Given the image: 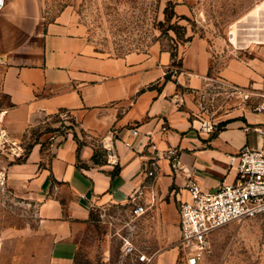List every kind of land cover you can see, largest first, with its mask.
Segmentation results:
<instances>
[{
	"label": "crops",
	"instance_id": "obj_1",
	"mask_svg": "<svg viewBox=\"0 0 264 264\" xmlns=\"http://www.w3.org/2000/svg\"><path fill=\"white\" fill-rule=\"evenodd\" d=\"M213 60L208 40L200 37L175 51L154 46L107 53L65 15L52 17L46 0H11L0 10V120L18 138L60 112L73 120L65 133H42L24 160L4 171L39 203L49 246L36 264H76L79 228L98 209L128 207L141 187H147L149 209L139 218L154 239L152 258L174 263L188 182L217 191L236 180L229 156L264 151L257 131L264 130V113L254 109L262 100L253 107L239 101L232 107L227 100L231 108L211 119L214 130H202L199 95L211 91L212 79L240 89L264 87V62L234 57L215 78ZM163 124L169 128L164 135ZM133 127L138 138L130 135ZM149 135L159 149L156 166ZM171 147L180 152L182 170L164 156ZM109 148L116 150L115 159Z\"/></svg>",
	"mask_w": 264,
	"mask_h": 264
},
{
	"label": "rangeland",
	"instance_id": "obj_2",
	"mask_svg": "<svg viewBox=\"0 0 264 264\" xmlns=\"http://www.w3.org/2000/svg\"><path fill=\"white\" fill-rule=\"evenodd\" d=\"M46 5L52 17L65 15L110 54L154 46L175 51L200 37L212 48L215 78L216 71L234 57L264 62V0H46ZM263 90L249 86L235 89L234 95L210 91L199 104L197 119L222 114L231 108L225 107L227 100L232 107L237 101L253 107L262 100L257 94ZM72 124L71 116L60 112L47 125L30 127L18 138L1 119L0 264H36L49 246L38 216L39 203L10 183L5 169L24 160L42 133H65ZM147 231L129 207L98 209L92 222L78 230L76 264H159L152 258L154 239ZM125 241L133 245V253L124 251ZM173 264H185L181 251ZM203 264H264V223L235 221L215 231Z\"/></svg>",
	"mask_w": 264,
	"mask_h": 264
},
{
	"label": "built area",
	"instance_id": "obj_3",
	"mask_svg": "<svg viewBox=\"0 0 264 264\" xmlns=\"http://www.w3.org/2000/svg\"><path fill=\"white\" fill-rule=\"evenodd\" d=\"M11 0H0V10ZM212 93L235 94L236 86H232L223 80L212 79ZM210 92V91H209ZM209 92H202L199 99L202 103ZM262 101L255 106V111L264 113V90L258 92ZM1 122V120H0ZM202 130H214L211 118L202 120ZM264 136V130H257ZM133 138H138L140 133L137 127L129 130ZM169 132L166 124H163L160 133ZM132 146L130 142H125ZM0 144L2 142L0 141ZM148 148L156 152L152 166L157 165L159 149L152 135L148 136ZM110 159H115L116 150L108 149ZM164 156L170 161L174 170H182L180 152L178 148L171 147L165 151ZM229 165L236 170V180L232 184L224 185L217 191L204 189L197 181L190 180L187 184L190 199L180 205V240L179 249L185 264H203L210 249V237L217 231L235 221L260 219L264 223V151L244 149L237 154L229 156ZM148 177L154 176V171L147 172ZM146 188L135 190L128 200L131 215L139 218L148 212L146 200ZM84 198V196H81ZM152 200H155L152 197ZM124 251L127 254L134 252L133 245L125 241Z\"/></svg>",
	"mask_w": 264,
	"mask_h": 264
},
{
	"label": "trees",
	"instance_id": "obj_4",
	"mask_svg": "<svg viewBox=\"0 0 264 264\" xmlns=\"http://www.w3.org/2000/svg\"><path fill=\"white\" fill-rule=\"evenodd\" d=\"M175 55H176L175 52H172V56L175 57ZM167 79H169V76H167ZM30 148H31V147H30ZM30 148H29V149H30ZM28 151H29V150H28ZM94 162H95V163H99V160L97 159V153H96L95 156H94ZM115 173H118V168L115 169Z\"/></svg>",
	"mask_w": 264,
	"mask_h": 264
}]
</instances>
